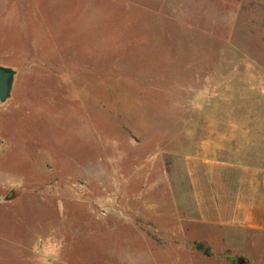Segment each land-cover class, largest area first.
Wrapping results in <instances>:
<instances>
[{"label": "rangeland", "instance_id": "rangeland-1", "mask_svg": "<svg viewBox=\"0 0 264 264\" xmlns=\"http://www.w3.org/2000/svg\"><path fill=\"white\" fill-rule=\"evenodd\" d=\"M0 66V264L236 260L185 158L264 121V0H0Z\"/></svg>", "mask_w": 264, "mask_h": 264}, {"label": "crops", "instance_id": "crops-1", "mask_svg": "<svg viewBox=\"0 0 264 264\" xmlns=\"http://www.w3.org/2000/svg\"><path fill=\"white\" fill-rule=\"evenodd\" d=\"M212 124L199 152L185 158L186 200L194 208L190 223L217 234L225 242L224 253L264 264V121L249 122L250 132L232 124L226 134ZM240 137L248 141L246 153L235 144ZM209 237L199 241L211 246Z\"/></svg>", "mask_w": 264, "mask_h": 264}, {"label": "water", "instance_id": "water-1", "mask_svg": "<svg viewBox=\"0 0 264 264\" xmlns=\"http://www.w3.org/2000/svg\"><path fill=\"white\" fill-rule=\"evenodd\" d=\"M15 72L9 68L0 66V101L6 102L12 92Z\"/></svg>", "mask_w": 264, "mask_h": 264}, {"label": "trees", "instance_id": "trees-1", "mask_svg": "<svg viewBox=\"0 0 264 264\" xmlns=\"http://www.w3.org/2000/svg\"><path fill=\"white\" fill-rule=\"evenodd\" d=\"M202 247H203V245H201V244L198 245L199 249H202ZM229 264H247V262L245 260H243L242 258H237L235 261L233 260Z\"/></svg>", "mask_w": 264, "mask_h": 264}]
</instances>
